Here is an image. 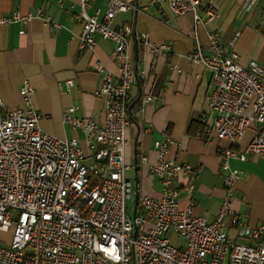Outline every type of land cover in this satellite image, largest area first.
<instances>
[{"label":"built area","instance_id":"1","mask_svg":"<svg viewBox=\"0 0 264 264\" xmlns=\"http://www.w3.org/2000/svg\"><path fill=\"white\" fill-rule=\"evenodd\" d=\"M201 2L149 4L190 14L196 30L202 20ZM79 6L74 14L81 25L79 49H89L96 35L114 44L117 72L98 67L100 82L94 90L103 99V121L75 116L74 105L63 112V122L83 134L84 149L76 138L61 139L40 128L28 81L20 87L22 106L8 107L0 98V264H264V223L247 226L229 207L233 185L242 174L229 160L264 155V63L241 64L233 49L236 37L224 45L217 32L210 33V54L205 55L194 36L189 58L200 62L212 81L211 113L201 119L206 135L234 145L250 124L255 125L254 135L240 151L220 147L225 195L215 218L207 220L193 213L192 202L179 207L182 190L193 189L197 169L169 157L173 139L163 133L153 143L157 159L149 166L162 185L160 197H138L135 213L129 215L127 201H133V190L125 175L129 166L123 161L124 130L153 97L143 94L139 106L129 109L130 92L143 71L129 54L130 26L112 27L111 22L117 13L137 10V5L108 0L101 19L100 9L88 12L90 0H80ZM31 16L13 11L0 17V25L25 24ZM138 39L148 43L147 34ZM151 48L170 50L167 44ZM141 159L147 160L145 155ZM225 221L234 227L235 237L223 229ZM168 232L181 245H172Z\"/></svg>","mask_w":264,"mask_h":264},{"label":"crops","instance_id":"2","mask_svg":"<svg viewBox=\"0 0 264 264\" xmlns=\"http://www.w3.org/2000/svg\"><path fill=\"white\" fill-rule=\"evenodd\" d=\"M79 1L0 0V17L13 11L32 15L25 24L0 25V98L8 107L22 106L20 87L28 81L31 106L40 114V128L61 139L76 138L85 149L83 134L64 123L62 114L74 105L75 116L102 123L103 99L94 95L100 82L98 67L114 73L117 67L114 44L108 39L96 35L89 49H79L81 25L74 18ZM107 1L90 0L88 12L100 9L101 19ZM125 1L134 2L137 10L117 13L111 26H130L129 54L143 71L130 92L129 109L139 106L141 95L153 97L137 117H130L124 130L127 143L123 161L129 166L125 175L132 182V204L135 193L138 197H160L162 185L149 166L157 159L153 143L166 132L173 139L169 157L197 169L193 189L190 193L182 190L179 207L192 202L195 215L213 220L225 195L220 147L240 151L253 137L255 125L250 124L234 145L206 135L201 119L211 113V75L189 54L195 49V36L203 54L209 55L208 35L217 32L224 45L236 37L233 49L241 64L249 60L264 63V0H202V20L196 30L190 14H177L165 4H149L150 0ZM208 10L213 16L206 13ZM141 34H147L148 43L138 39ZM152 44H167L170 50L153 51ZM143 155L146 161H142ZM229 163L242 171L233 185L229 207L247 226L264 223V155L232 158ZM179 179L183 185V176ZM223 229L236 236L227 221Z\"/></svg>","mask_w":264,"mask_h":264},{"label":"rangeland","instance_id":"3","mask_svg":"<svg viewBox=\"0 0 264 264\" xmlns=\"http://www.w3.org/2000/svg\"><path fill=\"white\" fill-rule=\"evenodd\" d=\"M133 195V194H132ZM133 209V204L132 201H127V214H131ZM167 237L169 238V241L172 245L178 247L179 245H181V240L172 232H168L167 233ZM4 239L8 240L9 239V235L4 236Z\"/></svg>","mask_w":264,"mask_h":264},{"label":"water","instance_id":"4","mask_svg":"<svg viewBox=\"0 0 264 264\" xmlns=\"http://www.w3.org/2000/svg\"><path fill=\"white\" fill-rule=\"evenodd\" d=\"M137 198H138V196H137V194L135 193V195H134V207H133L132 214L135 213V207H136V204H137Z\"/></svg>","mask_w":264,"mask_h":264}]
</instances>
